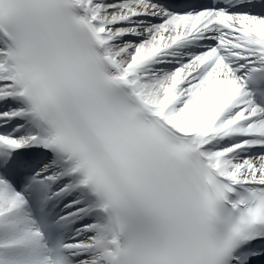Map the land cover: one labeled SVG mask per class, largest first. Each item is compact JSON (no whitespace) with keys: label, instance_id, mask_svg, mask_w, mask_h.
I'll list each match as a JSON object with an SVG mask.
<instances>
[{"label":"snow or ice","instance_id":"snow-or-ice-1","mask_svg":"<svg viewBox=\"0 0 264 264\" xmlns=\"http://www.w3.org/2000/svg\"><path fill=\"white\" fill-rule=\"evenodd\" d=\"M0 264H264V0H0Z\"/></svg>","mask_w":264,"mask_h":264}]
</instances>
